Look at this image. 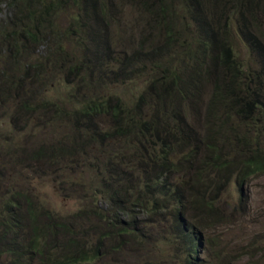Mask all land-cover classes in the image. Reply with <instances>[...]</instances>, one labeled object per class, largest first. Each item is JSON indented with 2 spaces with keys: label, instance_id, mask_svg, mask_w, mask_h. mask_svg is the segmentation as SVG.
<instances>
[{
  "label": "trees",
  "instance_id": "obj_1",
  "mask_svg": "<svg viewBox=\"0 0 264 264\" xmlns=\"http://www.w3.org/2000/svg\"><path fill=\"white\" fill-rule=\"evenodd\" d=\"M125 1L132 4L0 0L1 18V4L13 8V16L5 18L10 24H0V44L9 43L17 52L23 46L30 51L35 46L36 52L47 48L46 59L24 63L18 76L0 88V96L13 97L24 121L66 125L65 137L33 150V159L67 175L82 160L99 182L88 186L81 171L70 178V187L61 186L66 196L69 191L77 194L80 187L93 206L80 208L75 217L56 213L36 196L9 192L0 207V259L4 256L6 264H84L98 257L102 247L104 254L119 251L129 242L125 236L133 232L129 238L137 237L136 226L152 218L171 222L192 256L198 252V228L231 223L245 214L243 185L264 174V0H159L157 9L148 8L147 17L164 22L163 29L154 35L146 32L132 53L122 55L119 39L124 31L111 28L116 17L125 16ZM79 5L83 12L75 16L70 10L71 17L86 35L71 45L82 48L81 56L74 52L70 58L73 77L66 82L73 93L40 103L49 76L45 61L69 60L63 58L68 55L63 47L57 53L50 50L62 30L56 23L49 29L48 22ZM145 19L134 27L142 32ZM73 34L67 29L65 35L70 40ZM150 45L165 49L158 50V60L154 50L150 54L146 49ZM238 46L246 47L248 58L237 57ZM248 62L256 68L245 66ZM155 72L150 79L149 73ZM80 79L82 84L77 83ZM111 79L134 92L129 98L124 89L107 95ZM142 81H147L144 87ZM116 140L121 148L114 161L108 145ZM29 155L20 149L4 152L1 169L5 173L9 164L27 166ZM135 161L139 169H134ZM233 179L241 187L239 203L227 213L221 195ZM99 198L106 208L96 207ZM91 215L86 232L83 220ZM90 226L98 234L93 256L88 252Z\"/></svg>",
  "mask_w": 264,
  "mask_h": 264
},
{
  "label": "rangeland",
  "instance_id": "obj_2",
  "mask_svg": "<svg viewBox=\"0 0 264 264\" xmlns=\"http://www.w3.org/2000/svg\"><path fill=\"white\" fill-rule=\"evenodd\" d=\"M131 2V0L129 1ZM135 3V5H132ZM150 3V4H148ZM132 4L125 1V16L121 15L116 17L117 22L113 23L111 30L123 29L122 39H119V49L122 50V55L132 53V47L138 42L142 43L143 39L147 37V33L154 35L156 32L161 31L164 26V22H155L151 20V17H147L148 8L157 9L159 7V0H132ZM157 5V6H156ZM2 14L9 19L13 16V8H8L7 4H1ZM74 10L75 16H79L82 12V6H76L72 8H66L64 12L59 14V18L51 19L52 22H48L49 29H51L55 23L62 30L60 37H54V43L51 45L50 50L53 53L62 51L68 53L63 58L69 59L67 61L54 62L46 60L45 66L48 68L49 76L45 84V90L39 96L40 103H44L49 99H56L57 97H69L73 93V89L66 81L71 79L73 74L70 70L75 53L81 56L80 49L75 48L74 44H78L81 39L86 35L83 28H79L74 25V18L71 17ZM66 12V15L64 13ZM264 15V14H263ZM74 16V17H75ZM5 18L0 17V24L6 26L10 24ZM143 20L144 30L141 32L138 27H134L138 20ZM6 20V21H5ZM149 20H151L149 22ZM261 24L264 32V17L261 18ZM179 26V25H178ZM7 28V29H6ZM4 29L11 30V27ZM70 30L74 32L71 35V39L66 38V31ZM147 32V33H146ZM194 35V34H193ZM119 36V35H118ZM236 38V35H234ZM233 36V37H234ZM238 38V37H237ZM150 43H153L149 41ZM148 43V42H147ZM146 43V44H147ZM156 43V42H155ZM56 44H62L56 48ZM20 51L17 52L15 47L9 45L0 44V88L11 77L18 76L19 69H23V64L28 63L30 60L37 62L41 59H46L45 53L47 48L43 46L40 51H35L36 47L32 46L33 51L25 46L19 47ZM87 48V47H86ZM85 49V47H83ZM147 50L155 51L152 56L158 60L160 54L158 50L165 49L155 47H146ZM237 57L241 55L249 57L248 51L245 46H238ZM75 52V53H74ZM71 58V59H70ZM80 58L78 61H81ZM250 66L252 70L255 66L250 62L245 66ZM114 71H117L116 66H112ZM256 68V67H255ZM84 71V70H82ZM248 67L243 69V72L247 74ZM85 72V71H84ZM155 73H149V78H154ZM146 79L147 78H142ZM227 79V78H225ZM116 79L110 81L108 89H105L107 95L114 96L115 91H119L122 94V89L127 91L126 98L130 97V94L134 90H129V86L113 85ZM77 82V81H75ZM77 83H81V79ZM147 81H142L141 87H144ZM78 84L76 85L77 90ZM136 91V89H135ZM35 101V100H34ZM208 102V101H207ZM131 104V99L127 100V105ZM18 103L14 101L13 97H8L6 94L0 96V156L9 150L20 149L23 153L24 150L30 152L27 164H17L15 167L11 166L6 168L4 173L1 169L2 159L0 158V207L3 205L6 195L14 189L20 190L27 196H36L47 207L55 210L58 214H63L68 217H75L76 212L82 207L91 206L90 203L84 200V194L80 187H78L77 194L67 192L70 196L64 195L61 191V186L70 187L71 180L74 173L79 176L81 171L86 178L88 186L95 184L98 186V178L95 180L97 174L94 169L85 164L84 161L76 164L73 169H67L71 171L67 175L64 169L59 168L50 169L46 166L42 160L35 161L33 159V150L45 144H52L58 142L59 139L65 137L67 133L66 125L63 122L53 121H38L35 125L34 121H24L20 113H18ZM42 109L38 110L41 112ZM200 122L203 120V116H199ZM242 121V120H240ZM249 120H246L245 123ZM110 125V124H109ZM24 126V129L22 128ZM108 126V125H107ZM126 146V145H124ZM121 148V142L111 141L108 145V151L113 153L114 161L117 160L114 154H117ZM97 155L92 152L91 155ZM102 155H100L101 157ZM149 160V158H145ZM136 162H134V169ZM6 163V162H4ZM60 168H65L64 164L58 165ZM150 168V167H148ZM240 185L236 179L227 186L221 199L225 202L224 209L227 213L233 211L239 203L240 197ZM244 194L247 195V200L243 202L245 214L239 216L234 222L221 223L217 225L205 226L203 229L198 228L196 239L199 240V246L196 251L190 256L188 252V245L185 240L180 236L175 228L172 227L171 222L152 219H143L139 225L136 226L138 230L137 237L129 238L133 235V232L125 238L129 239L124 241L119 251L115 253L104 254L103 247L100 249L99 256L92 258L90 261L84 264H264V174L257 175L249 181H245L243 185ZM32 196V197H33ZM106 202L102 201V198L96 200V207L106 208ZM93 207V206H91ZM93 215L86 216L84 221V231L87 232V227L90 225ZM95 227L90 226L89 230V253L93 256L92 247H96L98 241L97 235L94 231ZM135 230V229H134ZM200 238V239H199ZM121 239H119V244ZM7 260L3 256L0 259V264L6 263Z\"/></svg>",
  "mask_w": 264,
  "mask_h": 264
},
{
  "label": "clouds",
  "instance_id": "obj_3",
  "mask_svg": "<svg viewBox=\"0 0 264 264\" xmlns=\"http://www.w3.org/2000/svg\"><path fill=\"white\" fill-rule=\"evenodd\" d=\"M4 264H6V263H4Z\"/></svg>",
  "mask_w": 264,
  "mask_h": 264
}]
</instances>
